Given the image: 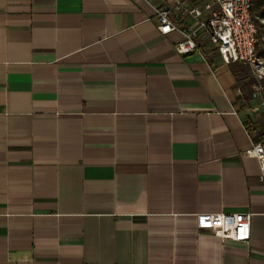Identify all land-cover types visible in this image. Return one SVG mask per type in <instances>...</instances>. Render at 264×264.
<instances>
[{"label": "crops", "instance_id": "1", "mask_svg": "<svg viewBox=\"0 0 264 264\" xmlns=\"http://www.w3.org/2000/svg\"><path fill=\"white\" fill-rule=\"evenodd\" d=\"M162 5L187 29L168 0H0V264H264L258 102ZM221 213L249 242L196 228Z\"/></svg>", "mask_w": 264, "mask_h": 264}, {"label": "built area", "instance_id": "2", "mask_svg": "<svg viewBox=\"0 0 264 264\" xmlns=\"http://www.w3.org/2000/svg\"><path fill=\"white\" fill-rule=\"evenodd\" d=\"M168 2L173 4L179 20L188 17L190 23L181 31L170 18V10L162 5L154 9L158 33L182 32L183 40L174 47L178 55L200 53L209 57L213 51L225 65H243L252 78L250 100L259 102L248 111L253 114L260 108L264 110V75L258 70L257 28L251 0H208L201 6L184 5L180 0ZM245 155L258 161L260 180L264 183V132L262 141L253 144ZM196 228L221 240L247 243L251 236V214H201L196 217Z\"/></svg>", "mask_w": 264, "mask_h": 264}, {"label": "rangeland", "instance_id": "3", "mask_svg": "<svg viewBox=\"0 0 264 264\" xmlns=\"http://www.w3.org/2000/svg\"><path fill=\"white\" fill-rule=\"evenodd\" d=\"M257 1H261V0H251V4H252L251 14H252V17H253L254 22L256 24L257 34L260 35V41H259V44L257 47V57L260 60L258 70L261 72V74L264 75V60L262 59V57L264 56L263 55V53H264V18L262 17V13L264 12V5H263L262 9L256 10L254 8V4ZM262 1L264 2V0H262ZM243 77H244V79L242 80V82H243V85L245 88V93L249 95V93H250L249 92V84H251L252 78L249 75L248 70L245 71V76L242 75V78ZM248 114L251 116L252 121L256 125V129L259 132L263 133L264 132V110H263V108H260L258 113H253V114L248 113Z\"/></svg>", "mask_w": 264, "mask_h": 264}, {"label": "trees", "instance_id": "4", "mask_svg": "<svg viewBox=\"0 0 264 264\" xmlns=\"http://www.w3.org/2000/svg\"><path fill=\"white\" fill-rule=\"evenodd\" d=\"M263 5H264V2L261 0V1H257V2H255V4H254V8L256 9V10H260V9H262L263 8ZM262 17L264 18V12L262 13ZM259 41H260V35L259 34H257V47H258V44H259ZM256 55H257V52H256ZM263 55H264V53H263ZM262 59L264 60V56L262 57ZM244 67V66H243ZM243 67H241L240 68V73H245V71L247 70L245 67L243 68ZM244 76H245V74H243ZM244 79V77L242 78V80ZM243 87H244V85H243ZM250 100V96L248 95V94H245V96H244V101L245 102H247V101H249ZM262 135V133L261 132H259V134H258V139H257V141H256V143H258V142H260V141H262L261 139H260V136ZM263 139V138H262Z\"/></svg>", "mask_w": 264, "mask_h": 264}]
</instances>
